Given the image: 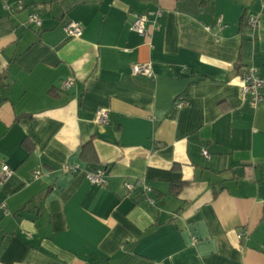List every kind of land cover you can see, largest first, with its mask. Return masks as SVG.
<instances>
[{
	"label": "crops",
	"instance_id": "1",
	"mask_svg": "<svg viewBox=\"0 0 264 264\" xmlns=\"http://www.w3.org/2000/svg\"><path fill=\"white\" fill-rule=\"evenodd\" d=\"M250 66L264 78V0H0V264H264Z\"/></svg>",
	"mask_w": 264,
	"mask_h": 264
},
{
	"label": "built area",
	"instance_id": "2",
	"mask_svg": "<svg viewBox=\"0 0 264 264\" xmlns=\"http://www.w3.org/2000/svg\"><path fill=\"white\" fill-rule=\"evenodd\" d=\"M23 4H19V9H23ZM157 16H161L160 12L155 13ZM147 22H148V14L142 13L135 15V19L132 22L131 29L141 35L149 36L150 33L147 29ZM28 23L35 28L39 29L42 26V20L40 16L37 13H31L28 16ZM248 24L251 27H255L257 24V21L255 18H250L248 20ZM64 32L68 34L69 36L73 37H80L82 36V27L77 22H69L65 24L64 26ZM132 73L134 75H141L152 78L154 76L152 67L149 64H139L132 67ZM243 86H242V93L244 98L248 101L251 108H258L261 104L264 102V78L260 77L259 75V69L255 66H250L244 69L243 71ZM74 85V80L68 79L66 80L63 85L62 89L68 90ZM185 103L181 101L178 103V107H182ZM96 122L99 125H106L109 122V112L107 110H100L96 114ZM202 155L210 160L211 156L209 152L206 149L202 150ZM63 170L70 173L75 174L80 170V167L78 165H64ZM13 169L9 167L8 165H3L2 172L0 174V180L2 182H6L11 175L13 174ZM37 174V173H36ZM86 178L92 185H100L104 186L106 185V172L104 169H96L95 171H87L86 172ZM125 187L128 190H134L135 185L130 183H125ZM143 190L144 193L149 194V192L152 191V188L143 184ZM149 203L154 204V200L151 198H148ZM248 235L246 232L239 235L240 239L247 238Z\"/></svg>",
	"mask_w": 264,
	"mask_h": 264
},
{
	"label": "trees",
	"instance_id": "3",
	"mask_svg": "<svg viewBox=\"0 0 264 264\" xmlns=\"http://www.w3.org/2000/svg\"><path fill=\"white\" fill-rule=\"evenodd\" d=\"M179 187H180V185H177V186H176V188H179Z\"/></svg>",
	"mask_w": 264,
	"mask_h": 264
}]
</instances>
